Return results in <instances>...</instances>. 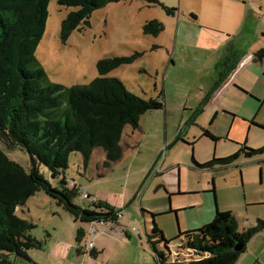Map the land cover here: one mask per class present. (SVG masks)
Wrapping results in <instances>:
<instances>
[{
	"label": "rangeland",
	"instance_id": "374dc122",
	"mask_svg": "<svg viewBox=\"0 0 264 264\" xmlns=\"http://www.w3.org/2000/svg\"><path fill=\"white\" fill-rule=\"evenodd\" d=\"M160 1L169 8L178 9L176 15L168 16L161 7L148 6L141 0L110 4L93 13L90 28L75 31L63 44L60 40L62 22L77 9L62 6L60 0H52L46 32L36 57L51 83L72 87L88 85L96 79L99 60L144 53L134 64L122 66L108 77L121 80L129 91L145 100L163 97L165 109L144 114L138 130L125 129L121 142L123 156L111 167L104 168L106 154L98 148L94 150L88 168L84 167L81 155L74 153L66 176L85 192L92 188L96 195L99 192L106 195L108 203L120 211L121 223L138 221L136 229L140 228L142 235L139 238L134 233L135 242L129 251L135 262L132 264H156L147 239L153 228V218L143 211L156 214L165 207L166 211L172 210L176 214L159 215L155 221L166 239L171 241L167 251L169 261L193 264L199 257L189 255L194 252L182 248L184 238L176 237L180 232L201 228L195 225L209 210L215 209L216 212L218 208L221 212H232L242 232L259 219L264 220V154L251 158L242 154L230 167L216 166L209 170L196 168L193 161L204 164L229 157L245 142L250 149L264 147V87L261 83L264 82V72L261 71L263 77L257 83L249 73L243 76L261 91L262 99L252 93L250 95L255 99L245 96L239 90L242 87L236 85L224 98L218 96L217 100L211 98L205 103L215 87L219 63L234 60L229 55L220 60L225 48L236 45L243 49L241 51H251L252 42L254 44L257 39L263 42L264 0H254L250 6L254 16L246 27L243 25L245 31L241 34L243 26L235 30V21L231 19L234 17L227 16L235 13L236 8L230 5L222 6L219 1L211 0ZM225 4L230 3L226 1ZM189 11H196L200 18L194 20ZM152 20H159L165 26L164 32L157 37L143 33L144 25ZM222 29L237 32L231 35ZM215 41L218 44L215 45ZM155 46L159 48L153 50ZM240 115L250 122L254 119L256 124L244 123ZM206 131L219 141L206 136ZM0 148L9 159L24 168L30 167L26 151L9 149L2 141ZM40 172L57 186V180L45 166H40ZM165 172L170 180L175 179L177 187L179 179L181 195L171 194L164 188L161 178ZM189 189L202 192L185 194ZM126 198L128 200L124 203ZM75 203L80 206L89 204L80 196ZM17 214L36 226L31 233L44 243L45 250L68 237L75 241L76 224L83 226L43 192L31 198ZM96 226L106 227L104 224ZM261 239L253 238L248 248L256 251ZM141 242L147 249L138 247ZM29 256L45 259L40 249L30 251Z\"/></svg>",
	"mask_w": 264,
	"mask_h": 264
},
{
	"label": "trees",
	"instance_id": "16d2710c",
	"mask_svg": "<svg viewBox=\"0 0 264 264\" xmlns=\"http://www.w3.org/2000/svg\"><path fill=\"white\" fill-rule=\"evenodd\" d=\"M51 1L0 0V141L9 149L26 151L30 157V167L24 168L9 159L0 148V264L30 261L29 252L43 247L44 243L31 233L36 226L17 214L31 198L42 192L72 215L75 222L83 224L76 236L77 253L80 255L87 252L85 225L95 222L119 225L120 211L107 202L82 198L89 204L80 206L75 203V199L82 197L85 191L66 176L70 158L79 153L84 167L88 168L94 150L101 148L106 154L104 168L111 167L123 156L121 142L125 129L131 127L136 131L144 114L165 109L163 97L145 100L129 91L121 80L108 77L118 68L134 64L144 56L143 52L99 60V76L88 85L65 87L51 83L36 57L46 32ZM129 1L135 0H60L62 6L77 9L62 22L61 42L66 44L75 31L83 32L90 28L95 11ZM141 1L148 6L161 7L168 16H175L178 12L160 0ZM164 30L165 26L159 20L148 21L143 27L144 35L154 37ZM158 48L155 46L153 50ZM263 59L264 47L255 53V60ZM235 67H230V70ZM227 71L219 70L218 85L231 74ZM252 124L256 123L253 121ZM205 135L219 141L209 131ZM242 154L248 158L261 155L264 147L250 149L245 142L237 153L229 157L204 164L193 161L200 170L216 166L227 168ZM41 165L57 180V186L45 179L40 172ZM143 213L153 218V228L147 237L156 264H184L169 261L167 251L171 241L166 239L156 223L158 215ZM263 231L264 220L259 219L255 225L241 232L235 214L217 210L210 223L193 231L180 232L176 239L184 238L182 248L199 257L193 264H236L249 242ZM237 245L242 250L237 251ZM90 254L94 256L93 251Z\"/></svg>",
	"mask_w": 264,
	"mask_h": 264
},
{
	"label": "crops",
	"instance_id": "0c3cea01",
	"mask_svg": "<svg viewBox=\"0 0 264 264\" xmlns=\"http://www.w3.org/2000/svg\"><path fill=\"white\" fill-rule=\"evenodd\" d=\"M213 1H219L222 6L230 5L233 8H236L235 13L227 14V16L234 17L231 19L235 21V25H236L235 30H238L236 28L240 25L242 26L244 25L246 27L249 19L254 16L253 12L250 11V6L254 4V0H211V2ZM226 1H228V3L230 4H225ZM189 12L192 14L194 20L200 18V16L198 15L196 11H189ZM210 23L215 24V22L213 21H210ZM208 26H211L210 28H213L212 27L213 25H208ZM244 26L242 27V29H240L239 34L245 31ZM222 31L227 34H231V35H234L236 34L235 32H237L235 31L233 33V31H230L228 29H222ZM262 34H263L262 35L263 42L260 43L259 39H257L254 44L252 42L249 46V49L251 51H241L243 49H239L236 45H228L225 48V52L221 54L222 57L220 58V60H223L225 55H229L230 57H233L234 60L233 61L230 60L229 62L227 61L226 63H219V66H220L219 70H222V69L229 70L227 72H231V74L222 84L218 85V82L216 80L215 87L213 89L215 91H212L213 95L211 96V98L213 99L212 101L217 100L218 96L219 97L221 96V98L222 97L224 98L229 93V91L233 88V86L236 87V85H239L240 88L242 87L239 90L245 96L252 97L250 95V93H252L255 96H257L258 99L259 98L262 99L260 95L261 91L256 90L257 87L254 86L255 84L254 85L253 83L250 84L249 81L243 79V76L245 73H249L250 76H252L253 78H256L257 79L256 83L261 81L263 77V74L261 73V71L264 72V59L262 61L255 60V53L264 47V33ZM216 44H218L217 41H215V45ZM256 45L257 47L254 49ZM234 65H236V67L233 71H231L230 67ZM239 82H242V83H239ZM261 83H262V86L264 87V82H261ZM224 110H228V109L224 108ZM226 114L232 116L231 114L227 112ZM240 116L241 118H244L242 115ZM242 121L244 123L251 124L252 126H253L252 122L253 121L255 122L254 119L251 120L250 122L249 119H245V118ZM249 131H250V128H249ZM239 141H242V140H239ZM162 175L163 177L161 179L163 183L165 184L164 188L167 189L169 192H171V194L181 195L182 193L180 192V189L182 190V188L179 189V179H178V187H177L174 182L175 179L170 180L166 172L162 173ZM87 192L91 194L92 196L97 197L99 201L108 203V198L104 197L106 195H103V193L100 194L99 192L98 195H96L92 188H90ZM200 192L202 191L199 189H193V190L189 189L188 192L185 194H197ZM127 200L128 198L124 200V203H126ZM166 210L167 209L165 207L163 211L156 212V214L159 216V215L171 214L175 212V211L172 212V210H168V211ZM216 212H215V209L209 210L208 212H206L205 214L201 216L200 220L196 223L195 226L199 227V226H203L205 224L210 223L215 218ZM76 223H81V222L78 221ZM96 224L99 225V224H104V223L95 222V223H91V224L84 226L87 232V236L85 239V246L87 247L90 243H94V249H93L94 256L90 254L91 252H85L86 254H83V255L78 254L77 253L78 244L76 242V238H75V241H73L72 237L71 238L68 237V238L62 239L60 242L53 243L50 246V249L47 248L45 250V248L42 247L40 250L43 251V255L45 256L44 260H41L40 256H29L30 261H28L27 263L28 264H128V263L132 264V262L134 261L131 259V256H129V251L131 250L130 246H132V243L135 242L133 241V237L136 236L134 233H136L139 238L142 235L141 229L140 228L136 229V224H138V221H135L132 223L131 222L121 223L119 219V225L114 226L110 224H104V226H106L105 228L103 227L98 228ZM145 224H146V221H145ZM76 225L78 229L82 226L79 224H76ZM144 228H145V225H144ZM144 230L145 232H147L146 228ZM239 230L241 231L240 225H239ZM262 233H264V231L257 234L254 237V238H262L260 242L257 243L256 251L250 250L249 249L250 247L248 244L245 252L240 256L236 264H264V238H263L264 236H262L264 234ZM72 234L74 238L75 230L72 231ZM138 247L147 249L144 246L143 242L139 243ZM247 253L249 254L247 255ZM189 255H195L196 257H198L196 253L194 254L189 253ZM140 258L141 257L139 256V259Z\"/></svg>",
	"mask_w": 264,
	"mask_h": 264
},
{
	"label": "built area",
	"instance_id": "2783aa9c",
	"mask_svg": "<svg viewBox=\"0 0 264 264\" xmlns=\"http://www.w3.org/2000/svg\"><path fill=\"white\" fill-rule=\"evenodd\" d=\"M72 185H75V183H72ZM82 198L84 199V200H92V201H94V202H96L97 201V198L96 197H94V198H92L91 196H89V194L88 193H83V195H82ZM93 249H94V243H90L87 247H86V250H87V252H91V251H93Z\"/></svg>",
	"mask_w": 264,
	"mask_h": 264
},
{
	"label": "water",
	"instance_id": "95a60500",
	"mask_svg": "<svg viewBox=\"0 0 264 264\" xmlns=\"http://www.w3.org/2000/svg\"><path fill=\"white\" fill-rule=\"evenodd\" d=\"M175 214H176V212H175ZM236 250H237V251H240V250H242V247H241L240 245H237V246H236Z\"/></svg>",
	"mask_w": 264,
	"mask_h": 264
}]
</instances>
